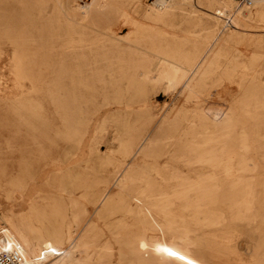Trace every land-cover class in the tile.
Returning <instances> with one entry per match:
<instances>
[{
    "label": "rangeland",
    "instance_id": "obj_1",
    "mask_svg": "<svg viewBox=\"0 0 264 264\" xmlns=\"http://www.w3.org/2000/svg\"><path fill=\"white\" fill-rule=\"evenodd\" d=\"M165 5L168 13L155 15L150 0H0V231L9 241L16 234L6 223L31 238L56 235L60 249L50 256L45 248L40 264H85L86 241L98 252L111 244L113 264L120 240L126 260L157 244L169 250L178 231L150 227L137 213L147 207L139 192L170 191L176 181L163 179L176 170L193 179L210 171L176 158L219 138L228 147L213 169L219 177L224 168L238 173L243 137L247 165L262 158L264 109L251 118L243 104L251 94L264 100V1ZM165 73L176 84L159 78ZM256 169L258 178L264 166ZM123 178L133 180L124 189ZM230 227L205 232L213 239L193 248L196 264H256L264 229Z\"/></svg>",
    "mask_w": 264,
    "mask_h": 264
},
{
    "label": "bare ground",
    "instance_id": "obj_2",
    "mask_svg": "<svg viewBox=\"0 0 264 264\" xmlns=\"http://www.w3.org/2000/svg\"><path fill=\"white\" fill-rule=\"evenodd\" d=\"M167 1L168 0H150V4H152L154 8L153 14L161 15L164 12H166L167 8H166L165 3H167ZM257 2L258 0H253L252 5L249 7L242 5V4L241 5L245 7L246 9H249V8H253ZM178 72H175V73H178ZM173 76L171 74L165 73V74H161L159 78L165 80L166 85L170 86V85L176 84ZM256 91L258 90H255V92L251 91V93L252 92L256 93ZM243 96L245 97L246 95H243ZM251 96L244 102L243 104L244 106L243 105L242 106L244 108L243 110H245V114L247 113L251 118L252 117L254 118V114H251L250 111H253V110L259 111L260 109L263 110L264 100L257 99L254 96L253 97ZM219 117H220V114H219ZM259 118H260V114H259ZM255 119L257 120L258 118H255ZM261 139L264 142V135L261 137ZM249 143L250 142H248L247 137H243L240 142L239 150H241L242 154H241L240 161H239V166H238L239 168L237 170L238 173L234 174L232 170L228 168L225 169L223 167L224 168V171H222L223 174L222 176L220 175L222 179L221 177L217 176L214 173V170H216V167L218 168V166H220L223 163L225 153L228 150L227 144L222 143V140L220 138L216 140V143L214 145H211L208 147L206 146L207 144H205V146H200V147H197L196 145L193 144L195 147L192 146V148H190L187 153L182 154L181 156L176 158L178 161L182 162L188 168H193L197 166H207V167H210L211 170L208 172L201 173L200 175L196 176V178L194 179L182 171H178V170L174 171V173H172L169 178H164L163 181L174 180L176 181V186L170 188V191L161 192L156 195L149 194V193L147 194L144 192V190H142L141 192H139V195L141 198L147 199L146 201L147 207L146 209L144 207H139V209H137V213H142V215L143 213H145L147 215L146 216L147 222L149 223L150 227L155 228L154 230L160 229V230L172 231V232L178 231L179 235L175 239L176 241L173 243V245L171 246L169 250H167L168 248L166 249L165 246L163 245L158 246L157 244L152 249V255L150 256L144 255L145 251L144 253L141 250L139 253L135 251H131L130 253L131 259L126 260L128 252L125 249V246L127 243L126 241L122 242V240H120L118 241L120 248L117 253L118 254L117 264H196V262L198 261V258L197 259L196 257L193 258V254L196 253V251L193 248L196 246H199L201 241L205 239L206 237L205 235L207 234V233L205 234L206 231H211V232L216 233L218 230H221V231L225 230L227 232V230L231 228L230 224L232 223H237L245 227L254 228V230H257V231L263 230L264 229V170L260 171V173L263 175L258 178L255 177L253 173L257 171L256 167L258 165L264 166V148H263V153L261 155L262 158L259 160V162L258 163L253 162L251 166H248L247 161L250 162L251 159L244 156V153L252 152V149ZM253 149H255V147ZM233 153H234V149H233ZM256 160L257 159H255V161ZM198 169H201V168L198 167ZM97 170L99 171V169ZM124 179L125 178H123L122 184H120L121 185L120 188H123L125 185H127L128 181L131 180V178H129V180L127 178L125 180ZM257 183L261 187V204H262L261 210H256L255 208L256 195L254 192V188ZM175 201L179 202L178 207H175V204H174ZM221 206H226L227 209H222ZM177 210L178 212H176ZM150 211H157L159 214H161L160 215L162 216L161 221H156L154 219L149 218L148 213ZM184 211L188 212V216H187L188 218H185L186 215L184 214ZM126 212L128 214L130 213L129 216H131L132 213H135V211H133L132 209H129ZM111 215H113L112 212H111ZM186 220H188L191 224L188 223V221L186 223L185 222ZM119 222H120L119 223L120 228L125 227L124 229H127L128 225L124 219H122ZM257 222H260L262 225L258 226ZM5 226L8 227V230H10L11 234H16V239L9 241V239H7V236L3 235L2 232L0 231V251H2L3 249L7 247V243L11 244V242H13L19 245L20 248L22 249V253L25 257L27 264H40L45 257V253L43 254V256H40L41 252L43 253V250L45 248L48 250L49 252L48 254L50 256L55 251L60 249L57 247L58 243L55 244V241H57L58 239L56 238V235H51V239L49 241H45L40 236H35L32 238L28 237V235L24 232V230L15 229L13 225L9 223H6ZM226 232L225 234L222 233L224 236V239H226V236H227ZM87 236L88 235H86V237ZM115 236L116 238L122 237L121 235L117 233ZM209 237H206V238L208 239ZM263 238L264 237L262 236L259 238L255 251H254L255 257H256V261H255L256 264H264V240ZM143 241L144 240H142V242ZM214 241L215 240H213V243ZM94 244L95 243H91V241L90 242L86 241L83 245L84 250L82 251H85L87 253L85 264H113L114 262L113 259L115 255L113 253L111 244L107 243V245L100 252L96 251ZM90 249H91L90 251L91 253H88ZM146 249L148 248L146 247ZM222 249L227 250L228 248L227 246L222 245ZM68 255L69 253L64 252V256L62 257V259L64 257H68ZM62 259L59 260V262L64 261ZM66 264H69V263H66Z\"/></svg>",
    "mask_w": 264,
    "mask_h": 264
},
{
    "label": "built area",
    "instance_id": "obj_3",
    "mask_svg": "<svg viewBox=\"0 0 264 264\" xmlns=\"http://www.w3.org/2000/svg\"><path fill=\"white\" fill-rule=\"evenodd\" d=\"M240 4L251 6L253 0H237ZM41 253L40 256H42ZM0 264H27L22 249L19 245L11 242L7 243V247L0 251Z\"/></svg>",
    "mask_w": 264,
    "mask_h": 264
}]
</instances>
